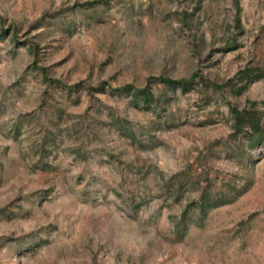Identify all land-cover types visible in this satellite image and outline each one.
<instances>
[{
  "label": "rangeland",
  "instance_id": "rangeland-1",
  "mask_svg": "<svg viewBox=\"0 0 264 264\" xmlns=\"http://www.w3.org/2000/svg\"><path fill=\"white\" fill-rule=\"evenodd\" d=\"M246 70L264 0H0V264H264V144L231 127L251 101L264 119Z\"/></svg>",
  "mask_w": 264,
  "mask_h": 264
},
{
  "label": "trees",
  "instance_id": "trees-1",
  "mask_svg": "<svg viewBox=\"0 0 264 264\" xmlns=\"http://www.w3.org/2000/svg\"><path fill=\"white\" fill-rule=\"evenodd\" d=\"M250 70L244 71V75L249 79L253 77L264 76V73H249ZM164 83L170 87H179L182 90L189 88L187 80L184 79H163ZM244 86V85H243ZM124 89L134 94L135 100L142 102V106L149 107L150 102L153 101L151 89L149 87H143L131 91L130 85H125ZM257 102L251 101L248 107L234 108L231 107V127L234 135L240 134L244 138L243 144L249 148H253L259 144H264V119L262 118L259 110L256 107ZM125 134L131 136V133L125 132ZM248 186L245 185L241 189L237 190L232 196L224 194L216 195L215 197H209L206 192L202 191V194L198 201H192L190 204H196L199 211L205 214L211 207L219 206L224 203L232 201L236 196L242 193ZM189 204V205H190ZM186 211V210H185ZM184 211V213H185Z\"/></svg>",
  "mask_w": 264,
  "mask_h": 264
}]
</instances>
